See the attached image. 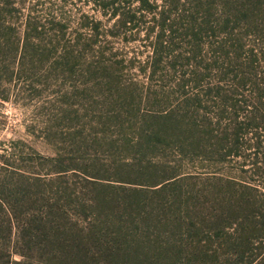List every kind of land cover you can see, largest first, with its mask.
<instances>
[{"label":"rangeland","instance_id":"rangeland-1","mask_svg":"<svg viewBox=\"0 0 264 264\" xmlns=\"http://www.w3.org/2000/svg\"><path fill=\"white\" fill-rule=\"evenodd\" d=\"M58 1L0 0L1 219L3 200L15 223H23L31 214L67 202L65 187H87L85 180L92 176L106 178L110 183L141 190L133 197L134 204L120 213L123 220H134L122 241L132 251L126 264H158L153 254L160 246L151 214H156L154 208L166 201L169 193L177 197L173 208L181 199L192 200L195 208L189 213L202 211L207 215L220 213L223 202L232 204L239 199L241 210L248 214L252 206L246 208L245 201L264 199V137L259 148L253 147L248 145L252 137L248 132L239 143V154L218 158L193 147L176 146L164 137L148 136L152 121L148 113L167 109V105L180 100V94L201 91L207 82L218 84L217 69L178 73L169 55L159 68L151 70L147 60L152 50L143 29L135 36H125L129 34L122 30L114 32L116 18L91 2ZM232 4L243 8L252 18L248 21L254 23L240 20L231 25V40L226 46L232 51L236 48L233 44L241 45V56L231 62L234 68L229 75H245L248 82L244 93L264 94V40L258 38L264 34V0H232ZM219 7L214 6L216 10ZM86 19L99 22L101 42L91 49L76 46L68 54L61 53L57 26L63 23L64 38L75 44L71 41L75 34L88 36L89 28L83 25ZM217 39H202L204 61L200 65L221 50L217 45L222 41ZM193 74L198 77L195 82ZM188 106L194 108L198 123L210 122L205 109L191 101ZM261 109L264 114V96ZM206 127L199 129L202 132ZM210 139L214 144V138ZM155 171L173 172L176 177L150 186L148 181ZM117 178L125 182L115 181ZM163 184L167 187L157 194L151 192ZM258 204H253L256 211L251 214L259 213ZM183 209L188 210L189 205ZM139 214L149 219V226L140 224ZM77 218L82 219L76 216L72 220ZM150 220L151 243L146 233ZM198 228L195 224L190 233H182L183 237H193L188 247L202 236ZM3 235L0 227V247ZM17 240L14 224L7 240L9 251L18 248L30 253L34 264H45V245L19 248ZM35 252L40 253L39 258ZM12 258L20 256L12 252Z\"/></svg>","mask_w":264,"mask_h":264},{"label":"trees","instance_id":"trees-1","mask_svg":"<svg viewBox=\"0 0 264 264\" xmlns=\"http://www.w3.org/2000/svg\"><path fill=\"white\" fill-rule=\"evenodd\" d=\"M77 1L91 2L110 17H115L114 32L122 30L129 34L125 36H135L136 32L143 29L145 42L152 50L147 60L151 70L159 68V64L169 55L173 58L171 66L178 67V73H204L201 70L208 71L211 67L218 70V84L207 82L202 85V89L199 88L201 86L198 87L201 91L180 94V100L167 105V109L148 113L152 119L147 131L149 137H164L176 146L193 147L198 152H205L207 156L218 158L239 154V143L248 132L252 135L247 140L248 145L259 148L263 144L264 114L261 111V99L264 94L261 91L244 93L242 90L248 82L245 75H229L234 68L231 62L241 56L238 52L241 45L233 44L236 48L232 51L226 46L231 40V25L240 20L243 23H254L248 21L252 18L243 8L233 7L232 0ZM216 4L220 6L217 10L214 8ZM83 25L89 28L88 36L82 38L75 34V39L71 40L75 44L64 38V24L57 26L62 44L59 49L61 53L68 54L76 46L91 49V46L101 42L98 21L86 19ZM205 37L221 39L222 44L217 45L221 50L217 51V56L213 53V57L210 55L207 58V63L200 65L204 61L202 39ZM258 38L264 40V34L263 39ZM251 51L250 54L253 55ZM197 78L193 74L192 82ZM190 101L199 109H205L210 122L196 121L194 108L189 109L188 106ZM206 103L209 104L208 108ZM181 104L182 107L179 108ZM200 126L207 127L201 132ZM211 137L214 138V144L210 143L213 140ZM150 176L153 177L148 183L155 186L165 179L176 177V174L155 171ZM115 181L125 182L121 178ZM85 182L87 187H65L63 195L67 202L48 206L40 214H31L23 223H15L11 213L6 212L3 200L1 207L4 216L3 219L0 218V227L4 232V243L0 247L2 263L34 264L30 253L18 248L9 251L7 240L15 224L18 237L15 243L19 244V248L45 245L48 250L45 261L43 260L45 264H126L132 251L122 241L128 237L124 232L126 228L128 231L132 230L131 223L134 220H123L120 213L122 209L134 204L132 199L141 190L113 184L106 178L96 176ZM166 187L163 184L151 192L157 194ZM126 190H131V193H126ZM166 196L171 203L163 201L154 208L156 214H151V220L156 222L153 227L160 246L153 254V259L158 264H264V199H258L254 203L245 201L243 205L246 208L252 206L248 214L241 210L239 199L232 204L223 202L220 213L207 215L202 211L189 213L190 209L195 208L192 200L181 199L173 208L177 197L173 193ZM256 203H259L260 211L251 214L256 211L253 207ZM187 205L189 209H183ZM234 215L232 221L231 217ZM76 216L82 219L72 220ZM79 220L83 224H79ZM138 220L140 224L148 225L149 219L144 214H139ZM151 220L146 232L150 243ZM195 224L199 225L198 233L202 232V236L198 235L195 245L188 247L193 242V237L188 234L183 237L182 233H190ZM163 234L166 236L159 240ZM136 247L142 251L137 243ZM12 252L17 253L20 258L13 259ZM35 253L39 258L40 253ZM135 253L138 254L136 249Z\"/></svg>","mask_w":264,"mask_h":264}]
</instances>
